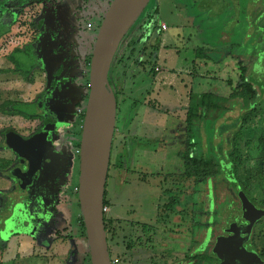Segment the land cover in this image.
Listing matches in <instances>:
<instances>
[{
    "label": "rangeland",
    "instance_id": "1",
    "mask_svg": "<svg viewBox=\"0 0 264 264\" xmlns=\"http://www.w3.org/2000/svg\"><path fill=\"white\" fill-rule=\"evenodd\" d=\"M95 1L91 0L93 5ZM112 2L103 3L97 15L99 8H83L86 4L75 0H0V11L20 10L10 32L0 38V136L8 127L24 136L36 131L38 120L13 115L6 106L20 100L31 102L37 96L51 131L39 170L23 171L27 182L19 179L20 170L13 172V179L0 177V192H5L0 196V241L9 239L0 243V264H40L35 256L46 258V264H91L75 190L79 169L75 134L83 129L92 54ZM230 3L205 0L202 9L212 8L211 16L205 13L196 18L176 17L175 10L185 14L189 9L179 0H151L117 52L110 76L117 109L111 166L113 176V167L120 162L117 179L121 186L113 192L105 214L115 264H202L223 228L232 223L240 227L244 209L251 213L249 220L260 221L253 229V243L264 257V104L236 135L233 148L225 144L226 131L235 127L241 114L226 110L240 106L241 98L236 97L239 63L252 70L254 81L264 79V61L254 65L264 50V0ZM157 18L170 27L162 37L159 25L149 27L148 21ZM57 26H61L58 33ZM162 39H172L173 44L159 62L154 47ZM46 40L58 45L53 54L61 62L58 81L49 78L46 82L45 75L36 70L45 62L42 45L43 50L48 48L43 44ZM17 49L23 52L13 56L12 65L20 71L14 74L6 57ZM204 50L214 54L211 61L198 57ZM121 56L122 68L127 69L113 75ZM46 87L49 94L58 90L67 108L50 107L42 96ZM191 110L198 118L194 131L187 128ZM180 150L213 158L216 164L222 151L229 150L245 189L242 205L226 179L187 177ZM21 165L25 162L0 141V172L8 175ZM117 179L115 175L113 182ZM12 200L24 205V217L32 221L29 229L13 220L5 224L6 230L3 227L6 217L2 216ZM61 243L71 244L73 253L67 245L66 251L56 247Z\"/></svg>",
    "mask_w": 264,
    "mask_h": 264
},
{
    "label": "water",
    "instance_id": "2",
    "mask_svg": "<svg viewBox=\"0 0 264 264\" xmlns=\"http://www.w3.org/2000/svg\"><path fill=\"white\" fill-rule=\"evenodd\" d=\"M150 2L151 0H113L100 26L92 54L90 91L80 146L79 178V206L91 264H112L105 228L104 203L116 124L115 99L109 121L100 123L101 110L106 94L112 92L110 76L117 52ZM48 138L49 132L29 140L14 134L12 138L9 137L7 145L13 147L23 160H28L29 171H32L38 169L43 162L48 149ZM245 195L243 191L238 193L241 205L246 200ZM23 206L22 203L15 205L16 212L11 220L29 229L32 221L24 217ZM250 215V212L242 210L241 219L247 224L243 223L239 227L237 223H232L224 231L228 234L227 237H217L212 254L221 264H264L258 252L249 251L244 246L251 238L254 224L257 223L254 219L249 220ZM25 232L30 233L31 229Z\"/></svg>",
    "mask_w": 264,
    "mask_h": 264
},
{
    "label": "flooded vegetation",
    "instance_id": "3",
    "mask_svg": "<svg viewBox=\"0 0 264 264\" xmlns=\"http://www.w3.org/2000/svg\"><path fill=\"white\" fill-rule=\"evenodd\" d=\"M177 2H178V0H177ZM180 2L183 3V4H185V6L187 5V7H189V9H186L185 10L186 11V14H189L190 13L191 15H195L196 18L199 17V16L200 17H204L205 13H208V16H211V11H213L212 8H208V9H204V10L202 9L205 0H179V3ZM230 2L231 3L229 4V6L231 4H234V5L237 6V4H236L237 0H230ZM229 8L230 7L226 8L225 11L228 10ZM19 13H20V10H16L14 8L8 9L6 11L5 10H1L0 11V34H1V30L2 29H6V27L8 28L9 27V24L11 22L15 21V23H16L17 14H19ZM177 13H179V12H177ZM157 19H159V18H157ZM15 23L10 26L9 32L12 29V27L15 25ZM46 25H48V24L45 23V26ZM73 25L75 26V23H73ZM40 27L42 28V26H40ZM51 27H53V25H51ZM60 27L61 26L55 27L57 33L60 30L59 29ZM43 28H45V27H43ZM129 34L126 37H128ZM43 44L46 45V46H48V48L46 50H43V45H42V52H43V55H44L45 62L42 63L40 65L41 67L37 68L36 70L37 71L40 70L39 72L40 73H43L45 75L44 77L46 78V82H47V80L49 78L55 79L56 81H58L59 74L57 73V68H58V66L60 65L61 62H60V58L59 57H57L56 55H53L54 54V51L56 49H58V45L55 44L54 42H51V41H48V40L44 41ZM19 52H23V51L17 49V50H14L11 55H7V57H6L7 62L12 65V63H13V56L15 55V53H19ZM12 70H13V73L14 74H16L19 71V69L16 66H13ZM46 89H47V87L45 88L44 92H42V96L44 95L43 98L46 99V100L48 99V103H49L50 107H52V108H60L59 109L60 111H63L64 108H67L64 105V102H63L64 100L62 99L63 96L61 97L59 94H57V91L58 90H55L56 92H53V91L51 92L50 91L51 94H49ZM47 95H49V96H47ZM39 97L40 96H37L31 102H25L23 100H20L19 102H12V103H10V104H8L6 106V111L9 112V113H11V114H13V115H18L19 117L25 118L27 120H38V123L39 124H38V126L36 128V131L34 133L30 134L29 136H24V135L20 134L16 129H14L12 127H8L5 130H3V133L0 136V141H4L5 146L8 147L9 149L13 150L17 154V156L19 157V159H21L22 161L25 162V165L24 166L21 165V166L15 167V168H13L9 172L10 173V177L12 178L13 177V172L15 170H20V174H21L20 177L21 178H19V177L18 178L21 181L23 180L24 182H27V181L25 179V176H24V172L23 171H24L25 168L28 169V171H29V162H28V160H23L19 156V154L16 152V150L13 149V147L7 145V141L9 139V137L12 138L14 136V134H16V135L24 138L25 140H29V139H31L33 137L40 136V135H42L45 132H49V138L48 139H49V143L51 142V131L48 128V122H49L48 119H49V117H48L47 112L45 114L42 111L40 112L39 107L37 105V102H38L37 99ZM39 99H41V98H39ZM73 108H76V106H74ZM32 109H33V111H32ZM21 112H24V113H31V112H33L36 115V117L34 119H29V118H26ZM75 116H78V115L75 114ZM84 118H85V116H84ZM82 133H83V129H82L81 134H79V133L78 134H75V137H76V141H75V159H78V163H79V169H76L77 170V174H76V187H75L76 197L78 198V200H79V178H80V146H81ZM48 147H49V144H48ZM47 151H48V149H47ZM112 151H113V148H112ZM46 154H47V152H46ZM44 159H45V157H44ZM44 159H43V162H44ZM111 161H112V158H111ZM117 165H119V163ZM117 165H115V166L116 167H120V166H117ZM39 168L38 169H34L31 172L32 173H35L36 171L39 170ZM110 168H111V171H112L111 164H110ZM113 169H115V168L113 167ZM119 169H122V168L120 167ZM12 201L13 202H9L8 209H7V212L5 213V215L2 216V217H6V219H4V221H3V227L6 226L5 225L6 223H11L12 215L14 213L12 211L14 210L15 205L18 204V203H15L14 200H12ZM243 223H245V222L242 219H240V221H239L238 224L241 225ZM245 224H247V223H245ZM76 226L78 228V221H77V225ZM226 229H227V227L226 228H223L221 234H219V235L216 236L215 241H216L217 237H219V236H226V237L228 236V234H226L224 232ZM0 231H1V228H0ZM5 232L6 231H4V233ZM215 241H214V244H213V246L211 248V251L208 254V256L212 253V249H213V247L215 245ZM110 242L111 241H110V238H109V245H110ZM127 245L129 246V244H127ZM244 246L249 251H256V252H258L257 248L255 247V245L253 243V233H252V236L249 239V241L247 243H245ZM258 254L264 260V257L259 252H258ZM212 256H213V259H212L211 262H209L208 259H207V255H205L203 257L202 264H221V261L219 259H217V257H215L213 254H212ZM200 257L202 258V256H200Z\"/></svg>",
    "mask_w": 264,
    "mask_h": 264
},
{
    "label": "trees",
    "instance_id": "4",
    "mask_svg": "<svg viewBox=\"0 0 264 264\" xmlns=\"http://www.w3.org/2000/svg\"><path fill=\"white\" fill-rule=\"evenodd\" d=\"M35 1L37 3H44L47 0H35ZM261 17L262 16H260V18ZM14 23H15V21L11 22L9 24L8 28L6 27V29H2L0 37L4 34L8 33L10 26L13 25ZM124 41H125V39H124ZM134 43L135 42L132 41V44H134ZM159 47H160V42L158 41L154 48L158 50ZM135 52H136V49L133 47L131 49V53L134 54ZM261 54L264 55V50L258 55L254 65H261L262 62L264 61V58L262 59V57L260 56ZM212 55H214V54L211 53V51H206V50L200 51L198 53V57L205 58V59H208L210 61L212 60ZM123 60H124V58L122 56L118 59L117 67L114 69L113 75L116 73L118 74L121 69H124V71H125V69H127V68H122V64L124 63ZM239 64H240L241 76H240L239 84H238L237 89H236V93H237L236 97L241 98L239 100L240 106L238 108H232V109L226 108V110H227V113L234 112L236 110H240L241 114L238 117L239 120L234 124L235 127H232L231 130H227L225 133L228 135L225 139V144L228 145L227 149L233 148L234 142L237 140L236 135H238L241 130H244V127L251 120L253 114L255 113L256 108L258 106L264 104V79L262 82L257 81V79H256V81H254L251 78L252 77V73H251L252 70L248 69L245 66L244 62H240ZM124 75H125V73L123 74V76ZM243 100H245V101H243ZM193 112L194 111L191 110V112L188 114L189 116L187 119V128L191 131H194V129L198 127L196 125V121L198 118L196 117V115L195 116L193 115ZM21 113L26 118H29V119H34L36 117V115L33 112H31V113L21 112ZM233 132H234L233 137H231ZM228 151L229 150H227V151L223 150L222 151V154L220 155V159H219L220 162L218 164H216L213 158L207 159L203 156H198V155L192 156L189 152H186V150H180L179 155H183L182 159L184 161L185 175L189 178L190 177H193V178H206V177H208V178H213V177L224 178L231 184V186L234 188V190L237 193H239L240 191H243L245 193V189L241 186V184L238 180V177H237L238 168H237L236 162H235L234 158L229 154ZM215 169H219V170L217 172H215ZM0 177L6 178V179H12L10 177V173L8 175H5L4 172H0ZM3 194L5 195V192H0V196ZM11 202H13V201H11ZM104 205L105 206L109 205V203L106 201V194H105ZM80 221H81V226L83 228V231L85 232L83 219L80 218ZM259 222H257V223H259ZM257 223H255L254 225H256ZM4 228L6 230V227H4ZM105 228H106L107 238H108L109 229H108V220H107L106 215H105ZM222 230H221V232H222ZM13 236L14 237L18 236V234H13ZM210 240L211 239H209V241ZM8 241H9V239L7 241L1 240L0 243L6 244V243H8ZM214 241H215V239H214ZM108 243H109V238H108ZM197 259H200V258L199 257H193V260H197ZM207 259L209 262L212 261V259H213L212 253L209 256H207Z\"/></svg>",
    "mask_w": 264,
    "mask_h": 264
},
{
    "label": "crops",
    "instance_id": "5",
    "mask_svg": "<svg viewBox=\"0 0 264 264\" xmlns=\"http://www.w3.org/2000/svg\"><path fill=\"white\" fill-rule=\"evenodd\" d=\"M111 0H96L95 1V3H94V5H93V3L91 2V0H87V2H85V0L83 1V0H75V3H77V4H80V3H85L86 5L85 6H83V8H85V7H89V9H93V7L92 6H94V7H97V8H99V9H97L98 11H96V14L97 15H99L97 12H99L100 13V15H101V13H102V8H103V3H106V2H110ZM89 3H90V5H89ZM85 11H87V10H85ZM176 11V14H177V16L176 17H184V16H193V15H191V14H184V13H177V12H179L178 10H175ZM86 13V12H85ZM161 23H164V24H166L167 26H168V24L167 23H165V21H160ZM93 28V27H92ZM91 28V29H92ZM169 26H168V29H167V31L169 30ZM175 28H176V30H178L177 29V27L175 26ZM167 31H165V32H161V37L162 36H164L165 35V33L167 32ZM179 31V30H178ZM160 37V38H161ZM160 40V39H159ZM169 40H171V42H168V41H166V39H162L161 41H160V47H159V49L157 50V57H158V59H159V62H160V59H162L163 57V54L165 53L164 51H167L166 50V48H167V46L168 45H170V44H173L172 43V39H169ZM167 57H168V55H167ZM162 60H164V59H162ZM162 65V64H161ZM163 66V65H162ZM117 166H121V164H120V162H119V165H117ZM115 169H114V172H115V175H116V179H117V176H118V170H120L119 168L120 167H114ZM121 168H122V166H121ZM114 174H113V176H112V171H111V168L109 169V174H108V180H107V188H106V201L108 202V203H110V199H112V197H114V193L113 192H115L117 189L116 188H118V186H121L120 185V181H118V179L117 180H115L114 182H113V178H114V176H115ZM117 181V182H116ZM112 182H113V185H112ZM120 192L122 193V192H124V190H122V188L120 187ZM111 204V203H110ZM63 242V241H62ZM65 245H67V246H69V249H70V251L73 253V248L74 247H71L70 245L71 244H58L56 247H61V249L63 250V251H66V247H65ZM71 247V248H70ZM23 250H25V246H23ZM65 253V255L66 254H69V251L68 252H64ZM32 255V254H31ZM35 257H37V263H39L40 262V264H46V262H47V259L46 258H41L40 256L38 257V256H35ZM67 258V257H66ZM46 262H45V261Z\"/></svg>",
    "mask_w": 264,
    "mask_h": 264
},
{
    "label": "bare ground",
    "instance_id": "6",
    "mask_svg": "<svg viewBox=\"0 0 264 264\" xmlns=\"http://www.w3.org/2000/svg\"><path fill=\"white\" fill-rule=\"evenodd\" d=\"M114 110V96L112 92H108L106 94V98L104 100L103 108L101 110L102 114L100 116V123L103 121H109L113 114Z\"/></svg>",
    "mask_w": 264,
    "mask_h": 264
},
{
    "label": "built area",
    "instance_id": "7",
    "mask_svg": "<svg viewBox=\"0 0 264 264\" xmlns=\"http://www.w3.org/2000/svg\"><path fill=\"white\" fill-rule=\"evenodd\" d=\"M148 22H151V23H152V25L149 26L150 28H153L154 24L159 25V28H160V29H158V31L165 32V31H167V29H168V26H167L166 24H164V23H161L159 19H156V20H150V21H148ZM87 27H88L89 29H91V28H92V25H91V24H88ZM147 28H148V27H147ZM153 33H154V32H153ZM107 212H108V208H107V206H105V207H104V214H107ZM112 264H115V262L112 261Z\"/></svg>",
    "mask_w": 264,
    "mask_h": 264
}]
</instances>
